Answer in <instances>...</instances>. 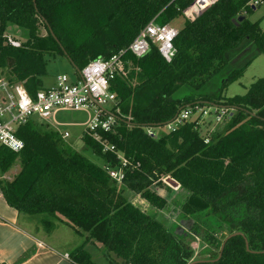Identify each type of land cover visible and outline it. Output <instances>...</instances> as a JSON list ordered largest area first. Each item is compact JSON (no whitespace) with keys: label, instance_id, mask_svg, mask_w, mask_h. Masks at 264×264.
<instances>
[{"label":"trees","instance_id":"16d2710c","mask_svg":"<svg viewBox=\"0 0 264 264\" xmlns=\"http://www.w3.org/2000/svg\"><path fill=\"white\" fill-rule=\"evenodd\" d=\"M254 1L264 0H217L197 18L187 19L183 11L192 0H0V78H24L17 72L8 76V68L17 64L12 51L24 61L21 68L29 77L24 87L31 94L42 88L46 55L68 57L81 70L96 58L124 51L126 71L110 82L115 97L111 113L117 118L113 129L98 130L96 137L82 132L93 160L66 148L46 124L18 129L24 143L20 152L0 148L1 175L15 161L20 165L12 181L0 179L8 206L87 234L85 242L101 245L110 264H264V78L243 95L201 91L226 67V53L242 41L250 40L264 54V31L258 21L248 20L259 4ZM240 15L246 19L234 24ZM181 17L169 63L154 46L141 58L127 51L152 20L167 25ZM9 24L28 33L18 49L6 43ZM246 66L234 70L223 87L236 81ZM182 87L190 91L176 97ZM201 102L235 110L220 131L201 134L197 120L190 119L173 132H160L164 128L158 126L181 108L203 106ZM107 168L123 170L121 183ZM155 185L176 188L181 200L169 204L152 190ZM125 190L150 209L134 204ZM179 221L188 231L176 233ZM234 233L245 237L248 251L244 239L235 236L217 260L223 239ZM191 242L203 244L201 258H193ZM68 257L72 264H94L83 247Z\"/></svg>","mask_w":264,"mask_h":264},{"label":"built area","instance_id":"2783aa9c","mask_svg":"<svg viewBox=\"0 0 264 264\" xmlns=\"http://www.w3.org/2000/svg\"><path fill=\"white\" fill-rule=\"evenodd\" d=\"M217 0H192L191 4L183 11L187 19H194L213 6ZM253 5L258 2L254 1ZM187 16V17H186ZM178 34V29L167 25H158L153 20L148 23L133 39L127 47V51L136 58L145 56L150 48L154 46L160 56L170 62L175 54L173 41ZM6 42L13 47L20 45L6 38ZM124 51L111 56L109 59L101 57L90 61L81 70L79 75L75 74L72 80L66 74L56 76L53 86L44 88L42 86L34 94L20 83L0 78V148L8 149L14 153L20 152L23 141L17 136L18 129L22 126L33 124H46L54 122V117L59 112L88 111L92 110L93 118L86 124L85 132L93 133L101 130L109 132L113 129L116 116L111 113V108L106 106L115 105V97L109 91L110 82L116 77L126 75ZM233 110L224 106L209 104L190 105L182 108L172 122H167L162 128L166 132H173L177 127L187 120H197V125L204 123L205 116H213L212 120L219 124L227 121ZM147 135L153 136L150 127H147ZM160 128V127H158ZM62 139L69 137L67 132L61 134ZM205 143L208 139L205 138ZM104 151H113V147H104ZM117 157L122 162V167L127 162L121 155ZM109 176L118 183L123 179V170L108 169ZM165 181V180H163ZM65 258H69L65 255Z\"/></svg>","mask_w":264,"mask_h":264},{"label":"rangeland","instance_id":"374dc122","mask_svg":"<svg viewBox=\"0 0 264 264\" xmlns=\"http://www.w3.org/2000/svg\"><path fill=\"white\" fill-rule=\"evenodd\" d=\"M248 20L251 22L258 21L260 29L264 31V1L260 2L256 6L252 14L248 15ZM183 22L184 20L181 17L178 20L169 23V26L179 29L183 25ZM41 34L45 35V31L42 30ZM7 37L13 40L14 42L18 43L20 46L13 47L6 42L7 45L13 49H18L27 40L28 33L23 28L9 24L6 31V38ZM12 53H13L12 59H15L17 64L14 69L8 68V76L13 74V72L16 75L17 72L18 76L24 78L22 79V81L19 80L17 81L16 79H14L13 81L18 82L24 86L25 80L29 78L21 68V66L24 64V61L23 59L19 58V53L17 51H12ZM44 59L46 61L45 62L46 74L44 77L41 78V84L44 88H50L51 86H53L55 78L58 75L66 74L72 80L76 77L74 69L72 68L66 57L63 56L54 57V56L46 55L44 56ZM226 60H227L226 67L223 69L222 72H220L217 76L211 79L201 89L203 93L214 95L219 92L222 93L223 97H233L235 95H243L245 94V92L248 90V88L253 82H255L258 78H264V54H258L257 48L250 40L242 41L237 47L226 53ZM245 65H247L245 70L236 81L227 84L225 87H223L222 84H220L222 78H226L230 72L240 69ZM189 91L190 89H188L187 87H182L176 93L175 96L181 97L184 94L188 93ZM106 107L110 108L113 106H110V104H108ZM92 111L93 109L92 110L90 109L88 111H78V112H71V111L59 112L54 117L55 123L51 121L49 125V129L53 130L54 132H58V135L65 144L66 148L80 152L90 160L91 159L93 160L94 158L91 152L84 148V145L81 141V135L86 128V124L89 123L93 118ZM212 118L213 116L211 115L204 117L205 122L200 123L199 132L201 134L220 131L223 128L226 121L217 124L212 120ZM159 130L160 129L156 130V132L158 133ZM162 131L166 132V129H162L160 132ZM65 132L69 134V137L66 139H62L61 134ZM19 171H20L19 162L15 161L12 168H10V170L7 173H5L4 175L0 174V179L2 181H12L15 178V176L19 173ZM5 177H7V179ZM163 183L166 184L165 181H163ZM170 188L171 190H166L165 188L163 189L162 187L155 185L152 187V190H154L157 194L163 196L169 204L177 203L182 198L180 196L181 191L177 190L174 187H170ZM125 191H126L125 192L126 196L134 204H137L138 199L143 201L141 198H139L136 195H133L128 190ZM158 213L162 214V212H158ZM162 215L170 219L168 213L167 214L164 213ZM34 217L36 221H40L41 219L44 220L47 219L50 220L51 222L55 221V220H51L45 215H37ZM58 227L59 230L56 232V237H58V235H62V238L60 240L55 239V243L57 247L63 249L68 248L67 250L70 253L76 248L83 247L84 250L90 254L91 260L94 262V264H110L105 254V249L101 245L85 242L86 241L85 236L87 234L79 235L67 225H59ZM190 245L192 246L195 252L193 258H199V257L201 258L200 251L203 249V244L197 242H191Z\"/></svg>","mask_w":264,"mask_h":264},{"label":"crops","instance_id":"0c3cea01","mask_svg":"<svg viewBox=\"0 0 264 264\" xmlns=\"http://www.w3.org/2000/svg\"><path fill=\"white\" fill-rule=\"evenodd\" d=\"M34 218L8 206L0 192V264H72L65 255L75 249L70 253L55 243L62 238L56 237L58 226L64 224L50 221L46 225L47 219Z\"/></svg>","mask_w":264,"mask_h":264},{"label":"water","instance_id":"95a60500","mask_svg":"<svg viewBox=\"0 0 264 264\" xmlns=\"http://www.w3.org/2000/svg\"><path fill=\"white\" fill-rule=\"evenodd\" d=\"M33 2H34V0H33ZM253 8V10L255 9L254 8V6L252 7ZM246 19V15H240V16H238V17H236L235 19H233L232 20V22L234 23V24H236V25H239L243 20H245ZM48 29H49V33L51 34V36H52V38L58 43V41H57V39H56V37L54 36V34H53V32L51 31V29L48 27ZM257 51H258V54H259V50L257 49ZM64 54H65V52H64ZM67 60L69 61V63H70V65L72 66V68L74 69V72L76 73V74H78L79 75V73H80V70L77 68V67H75L74 66V64L72 63V61L67 57ZM244 67V66H243ZM242 67V68H243ZM241 69V68H240ZM237 70H239V69H237ZM233 72V71H232ZM232 72H230L228 75H227V77L226 78H222V80H221V83L220 84H222V86L225 84V82L227 81V79H228V77H229V75L232 73ZM218 94H220L219 92L218 93H216L215 95H218ZM199 103V102H198ZM201 103H203V104H208L207 102H201ZM211 105V104H210ZM188 106V105H187ZM186 106V107H187ZM182 109V108H181ZM180 109V110H181ZM232 110H235L234 108H231ZM179 110V111H180ZM178 111V112H179ZM178 114V113H177ZM176 114V115H177ZM175 115V116H176ZM175 118V117H174ZM173 118V119H174ZM172 119V120H173ZM116 120H117V118H116ZM172 120L170 121V122H172ZM130 124V123H129ZM167 124V123H166ZM166 124H161V125H159L158 127H162V126H164V125H166ZM138 207H140L141 209H143V210H149L150 209V207H149V205L146 203V202H144V201H141L140 199H138V202H137V204H136ZM188 231V226L186 225V223L184 222V221H179V224H178V227L176 228V233H182L183 231ZM235 236H241L243 239H244V241H245V248H246V250L248 251V244H247V241H246V239H245V237L241 234V233H234V234H231V235H229V236H227L225 239H224V241L222 242V244H221V247H220V250H219V255H218V258H217V260L220 258V256H221V253H222V250H223V248H224V245H225V243L230 239V238H232V237H235ZM197 262H201V261H193L192 263H190V264H196ZM207 262V261H206Z\"/></svg>","mask_w":264,"mask_h":264}]
</instances>
